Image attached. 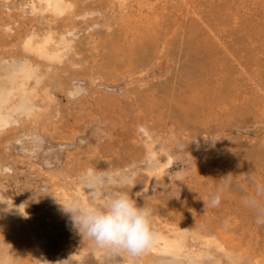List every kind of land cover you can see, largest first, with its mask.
I'll return each instance as SVG.
<instances>
[{
	"label": "rangeland",
	"instance_id": "rangeland-1",
	"mask_svg": "<svg viewBox=\"0 0 264 264\" xmlns=\"http://www.w3.org/2000/svg\"><path fill=\"white\" fill-rule=\"evenodd\" d=\"M75 1L76 17L73 14L67 22L71 28L62 16L55 21L57 26L51 23L55 35L75 47L69 58L51 64L64 80L55 91L62 116L13 127L0 136V208L15 216L13 224L25 231L29 247L41 256L37 262L129 264L121 253L93 250L47 180L52 174L63 183L60 186L78 194L77 170L93 166L104 178L117 174L121 181L111 182L109 194L126 192L150 208L151 223L186 229L194 264L231 262L196 240L192 232L203 228L226 233L264 258V224L256 222L259 207H264V195L257 194L258 185H264V0H190L197 7L195 13L186 0H163L164 11L155 15L146 10L149 1L143 0L140 11L132 8V18L122 20L112 15L107 0ZM13 13L9 26L0 25L5 57H0V86L8 85L6 75L24 59L17 55L19 47H9L27 28V17L18 20V12ZM17 28H22L20 33ZM140 37L146 41L145 49H131L129 45ZM117 45L123 51L113 59ZM168 130L172 140L177 138L176 153L165 160L167 173L152 188L150 176L156 166L153 158L143 159L142 140L156 144L170 139ZM85 189L82 183L81 190ZM98 191L106 197V189ZM217 193L220 203L211 206ZM253 199L256 206L249 203ZM180 261L188 264V256Z\"/></svg>",
	"mask_w": 264,
	"mask_h": 264
},
{
	"label": "bare ground",
	"instance_id": "bare-ground-1",
	"mask_svg": "<svg viewBox=\"0 0 264 264\" xmlns=\"http://www.w3.org/2000/svg\"><path fill=\"white\" fill-rule=\"evenodd\" d=\"M147 1H149V5L146 8H149V9H146V10L151 12V14H154L159 10L164 11L165 8L163 9V6H164L165 1L164 2H163V0H147ZM175 1H177V0H175ZM186 1H187L186 5L188 6V9L193 12L195 5H192L191 4L192 1H190V0H186ZM75 3H76L75 0H0V25L7 23L6 27L9 26L10 22L13 20L12 19V13L13 12H18V14L15 13L17 15L16 18H18V20L21 19V17H24V16L27 17V20H26L27 21V28L24 30L22 36L19 37L18 40H16V42L11 43V45L9 47V49H14V48L19 47L20 48V54H17V55H20L19 56L20 59L22 57L24 59H23V61H20V63L18 65H16L13 69L11 68L12 71L6 75V80L8 81V85L7 86H0V136L4 131H7V129H10L13 127L19 128L20 126H23V125H29V126H35L38 124L40 125L42 122L47 123L50 121H54L59 115L62 116V113H63V110L61 108L62 104L59 105V102H58L56 95H55L57 93H55V91L59 90L61 87L64 86V85H62V84H64V83H62V81H64V80H62V81L59 80L60 78L57 77V73H56L57 71L59 73V70L55 71V68L52 67L51 64L53 61L61 62L63 58H67L68 56H70L72 54L71 51H73L72 48L74 47V43H72L73 44V46H72L71 41H69V40L65 41L61 37L62 35L61 36H57V34L55 35L56 31L51 27V23H55L57 18L59 19V18L63 17L64 19H62V20H64L66 25H68L69 23L67 24V22L68 21L70 22V20H72L71 17L75 13V11H74ZM142 3H143V0H107V4H108L107 7L110 8L113 16L117 17L118 20H120V19L122 20V18H124V16H129V11L132 8H135V9L137 8L139 10V7L141 6ZM4 8H7L8 12H6V11L4 12L3 11ZM115 9L117 11H115ZM19 12H21V14L23 13L24 15L19 14ZM193 13H195V12H193ZM132 14L133 13H131L130 15L132 16ZM143 14H142V16H143ZM75 15L76 14H74V17H76ZM37 16L40 17V19L43 20L44 22L41 21L42 22L41 23L40 20H38L39 18H37ZM131 16H129V17H131ZM147 16H148V14H147ZM155 18H157V17H155ZM111 20H113V19H111ZM128 20H129V18H128ZM130 21L133 22L132 20H130ZM143 22H145L146 24L149 23V21H147V20H144ZM61 24H62V21H61ZM135 24L136 23H134V25ZM146 24H145V26H146ZM18 25L19 24H17V27H18ZM55 25H56V23H55ZM0 27H1V29H3L2 26H0ZM23 27H25V26H23ZM61 27H63V26H61ZM65 27H67V26H65ZM127 28H129V27H127ZM17 29H19V28H17ZM20 29L22 30V28H20ZM20 29L18 30V32L21 31ZM68 29L69 28H67V30ZM6 30L7 29L4 28V31H6ZM69 30H71V29H69ZM122 30H123V28H122ZM155 30H158V29H155ZM60 32H61V29H60ZM155 32H154V34H155ZM137 33H140V32H137ZM143 33H144V31H143ZM1 34H2V32H1ZM147 34H148V31H147ZM148 36L152 37L149 34H148ZM6 38H8V37H6ZM75 38L76 37H74V39ZM65 39H68V38H65ZM143 39H144V37L143 38L140 37L138 40L136 39L137 41H135L133 44H130L129 47H131V49L138 47V48H143L142 50H144L145 49L144 47L146 46V41H144ZM75 44H76V42H75ZM0 46H2V45H0ZM117 46L118 47L113 46V50H112V54H111L112 55L111 57H113V59L117 58L118 52L123 51L122 49H120L119 45H117ZM3 50H4V48H3ZM3 50L0 51V57H2L4 55ZM74 51H75V49H74ZM128 51H130V50H128ZM74 53H76V51ZM130 53H131V51H130ZM73 55H76V54H73ZM3 58H5V57L3 56ZM72 58H74V57H72ZM113 59H111V60H113ZM75 61H76V59H75ZM83 63H84V61H83ZM72 64H74V63H72ZM60 65H61V63H60ZM63 66H65V65H63ZM59 67H61V66H59ZM59 67L57 69H60ZM62 68H64V67H62ZM59 92H61V91H59ZM72 95H73V93H72ZM71 98H72V96H71ZM185 98H187V96ZM152 102L154 103V101H152ZM189 104H191V103L189 102ZM97 106H98V104H97ZM78 108H79V106H78ZM65 113H66V111H65ZM190 113H192V112H190ZM178 115H179V112H178ZM183 115H181V116H183ZM187 115H185V118ZM179 120H181L180 117H179ZM136 126H137V124H136ZM170 126H172V125H170ZM133 129H134V127H133ZM173 129H176V128H173ZM168 132L170 134L169 130H168ZM138 133H139V131L136 132L137 135H138ZM140 134H141V132H140ZM169 137H170V139H163L162 138V140L155 141L156 144H152V143L150 144V143L142 140L144 142L143 143L144 148L142 147L143 148V159L147 158V156H148V158H153L152 163L155 164V166H156V168L154 169L155 173L150 176L151 182L153 183L152 188L154 187V184L157 183V181L159 182V180L164 178L165 174L167 173L166 166H165V160L172 158V156L176 153V149L174 148L175 142L173 143V140L177 139V138H174L172 140L171 134ZM169 137H167V138H169ZM143 138L144 137H142L141 139H143ZM174 141H176V140H174ZM162 155H164L165 157ZM148 158H147V160H148ZM180 158H183V157L180 156ZM183 160H185V159H183ZM186 164L190 165L191 162H187ZM67 166H68V164H67ZM193 166L195 167V165H193ZM94 167L95 166L89 167V168L80 167L77 170L78 173L76 176V182L75 181H73V182H75L77 188L79 189L78 194L70 193L69 189L71 187L67 188V187H64L62 185L60 186V184L62 182L59 184L57 179L55 180V176L52 174H49V173L47 174V180H48V182L53 183L52 186L56 187L54 189V191L55 190L58 191V193L61 196V198L60 197L59 198L61 199L62 203H70V202H74V201H79L83 204H88L91 201L92 196L97 195L100 197V199L97 200L96 203L103 204V202H104L103 201V197H104L103 194L104 193L102 194L103 197H101L102 195H100V192L98 190L106 189L107 192L105 194L109 195V189H110L109 185L111 184V182L112 181L116 182V180L121 181V179L117 174H113V175L107 174V176H110V177H108V179L104 178L101 175H99V172L101 171V169L97 173L96 171H98V170H95ZM147 168H148V166H147ZM85 169H88V170L86 171ZM82 170H84V171H82ZM110 171H112V170H110ZM62 172H63V170H62ZM102 172H104V171H102ZM151 173L152 172H149V174H151ZM188 173H190V172H188ZM66 174H63L64 177L67 176ZM118 174H120V173H118ZM71 177H74V176H71ZM67 178H68V176H67ZM98 178L102 179L104 181V183L102 185H98L94 191L93 189H90L87 186V182L89 180H96ZM60 180H62V179H60ZM82 183L86 187V189H85L86 191H84V192L81 190ZM44 184H45V182H44ZM49 185H51V184H49ZM76 186H74V187H76ZM112 193H113V191H112ZM59 194H58V196H59ZM161 194H163V193H161ZM107 195H105V196H107ZM59 204H61V203H59ZM66 215L71 216V214L67 213V212H66ZM14 218H15V216L13 214H10L9 211H6L5 208H0V259L6 260L7 264H38V263L40 264L41 260H39L37 262V257L41 258V256H37V252L33 248V246L29 247V245L27 243L30 240L29 237H27L25 231H23L22 229H20L19 227L15 226L13 224L15 222ZM155 224L152 223V227H153L154 232L156 233L157 240H156V243L153 246V248L150 251H148L147 253H145L139 257H132V256L128 255L127 253H121L122 256H124L126 263L144 264V263L150 262V261H156V262L157 261L158 262L163 261V260L164 261L165 260L171 261L173 259L175 260V258H176V261L174 264H181L182 263L180 261L181 256H188V259H189L188 264H194V262L196 260H195V258H192V254H190L188 251V248H190V244L192 241V240L189 241L187 239L189 236V232L183 228H180V229H176L174 227L162 228V227H158ZM160 226H162V225H160ZM216 230L203 228L199 231L192 232V233L195 236L196 240L199 238V241L201 243L205 242L206 245L211 246V248H214V250L216 251V253L218 255H219V253L224 254V256H226L231 261L228 264H230V263H232V264H264V258L263 257H261L257 254H254L252 251L247 250L246 247H243L239 243L235 242L234 241L235 238L231 239L230 237H228V235H226V233L224 234V233L216 231ZM166 231L168 234H165ZM88 242L96 253L105 251L104 249H100V248L96 247L90 240ZM201 243H199V244H201ZM206 245H204V246H206ZM209 250H211V249H209ZM193 251H195V250H193ZM39 255H40V253H39ZM220 257H222V256H220Z\"/></svg>",
	"mask_w": 264,
	"mask_h": 264
},
{
	"label": "clouds",
	"instance_id": "clouds-1",
	"mask_svg": "<svg viewBox=\"0 0 264 264\" xmlns=\"http://www.w3.org/2000/svg\"><path fill=\"white\" fill-rule=\"evenodd\" d=\"M104 181L100 178L89 180L87 186L95 191ZM257 194L264 195V185H258ZM100 197L93 195L88 204L79 201L61 203L64 211L71 214L74 226L87 237L96 247L112 253H127L139 257L150 251L157 237L153 230L152 210L140 205L126 192L112 193L104 197L103 204H97ZM220 193L210 201L211 206L220 203ZM249 203L256 206V201ZM209 202H205V207ZM257 224H264V207H259ZM0 264H7L0 259Z\"/></svg>",
	"mask_w": 264,
	"mask_h": 264
}]
</instances>
